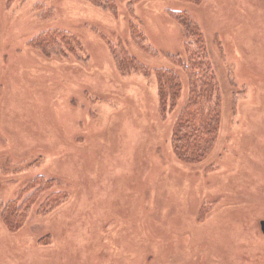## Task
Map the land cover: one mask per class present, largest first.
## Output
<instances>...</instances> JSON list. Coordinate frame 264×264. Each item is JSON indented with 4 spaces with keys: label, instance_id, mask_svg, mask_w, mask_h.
Instances as JSON below:
<instances>
[{
    "label": "rangeland",
    "instance_id": "374dc122",
    "mask_svg": "<svg viewBox=\"0 0 264 264\" xmlns=\"http://www.w3.org/2000/svg\"><path fill=\"white\" fill-rule=\"evenodd\" d=\"M115 1L112 13L85 0H0V204L39 194L24 187L40 175L68 194L46 216L30 207L13 232L0 211V264H264V0ZM168 11L200 27L223 98L216 146L191 165L170 145L187 84L169 58L185 59L186 39ZM131 23L157 56L133 43ZM47 30L73 34L76 56L29 46ZM122 48L149 72H119ZM157 68L183 81L165 112Z\"/></svg>",
    "mask_w": 264,
    "mask_h": 264
},
{
    "label": "trees",
    "instance_id": "16d2710c",
    "mask_svg": "<svg viewBox=\"0 0 264 264\" xmlns=\"http://www.w3.org/2000/svg\"><path fill=\"white\" fill-rule=\"evenodd\" d=\"M85 1L92 5L97 4L101 9L108 5L107 8H111L112 13L117 10L115 0ZM139 1L130 0L127 3V9L130 10L129 7H131L132 10L133 5ZM182 1L192 4H201L203 2V0ZM53 13V9H47L41 12V16L47 17ZM169 14L181 24L186 39L184 43L185 59H181L178 55H169V58L172 61L171 63L181 69L187 84L185 101L178 111L172 127L170 145L173 155L180 163L191 165L204 161L216 146L221 128L223 98L218 77L213 68L206 40L200 27L187 12L170 11ZM130 26V36L137 48L149 56H157L158 51L151 44L148 37L135 24L131 23ZM28 44L45 56L56 57L76 56L75 47L80 45L73 34L61 30L42 31L31 38ZM118 44L120 46L123 45L121 42H118ZM111 52L114 58H117L112 48ZM122 53L124 55L123 59H119L118 62L115 60L116 58L114 59L115 66L119 72H149L150 69L147 66L141 64L125 49L122 50ZM78 58L80 57L78 56ZM154 73L160 111L165 112L173 109L181 94L183 85L181 77L170 68H157ZM212 168L210 166L206 169L211 170ZM36 183L38 187H42L43 191L41 190L38 194L37 188L33 186L35 189L32 193L17 207L14 208V205L18 202L17 199H10L5 204H0L2 220L9 232L21 228L22 220L26 218L30 207L35 205L34 208L37 214L46 216L68 197L64 190L58 188L55 179L45 178L43 175L36 176L24 187V191ZM45 191L49 192L43 196ZM40 196L41 198H39ZM206 206L210 205L205 203L200 205L197 216L198 221L206 219L210 211L205 210Z\"/></svg>",
    "mask_w": 264,
    "mask_h": 264
},
{
    "label": "flooded vegetation",
    "instance_id": "af4514ba",
    "mask_svg": "<svg viewBox=\"0 0 264 264\" xmlns=\"http://www.w3.org/2000/svg\"><path fill=\"white\" fill-rule=\"evenodd\" d=\"M262 221H264V220H262ZM262 221H261V222H262ZM261 222H260V232H261L262 236H264V226H263V228H262V226H261ZM259 264H261V263H259Z\"/></svg>",
    "mask_w": 264,
    "mask_h": 264
},
{
    "label": "water",
    "instance_id": "95a60500",
    "mask_svg": "<svg viewBox=\"0 0 264 264\" xmlns=\"http://www.w3.org/2000/svg\"><path fill=\"white\" fill-rule=\"evenodd\" d=\"M261 226H262V228H263V226H264V221L261 222Z\"/></svg>",
    "mask_w": 264,
    "mask_h": 264
}]
</instances>
